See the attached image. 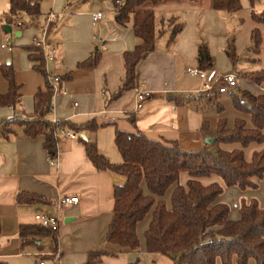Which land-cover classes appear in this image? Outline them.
<instances>
[{"label": "crops", "instance_id": "1", "mask_svg": "<svg viewBox=\"0 0 264 264\" xmlns=\"http://www.w3.org/2000/svg\"><path fill=\"white\" fill-rule=\"evenodd\" d=\"M240 4V10L227 13L214 10L212 0L145 3L142 8L155 14L158 32L155 49L144 54L136 65L133 88L116 95L125 79L123 54L132 51L139 41L131 23L125 26L116 23L114 0H42L37 17L19 14L11 25L4 21L8 0H0V65L12 66L20 95V104L15 109L0 108V122L12 116L20 119L34 116V95L45 92L48 86L43 65L36 70L39 63L29 59L30 53L25 47L45 32L46 42L57 51L48 71L62 78L66 90V95L51 96L52 111L45 118L49 122L56 119L77 126L91 121L103 125L95 133L81 135L85 137L83 141L94 142L98 152L110 163L122 162L114 146L116 131L140 132L151 140L174 141L188 152H198L208 146L211 150L240 149L238 144L213 147L205 143V139L216 140L221 119L226 120L228 129L233 128L237 119L244 120L246 127L251 128L250 117L234 108L233 98H239L243 91L264 93V84L257 88L244 78L246 74L264 71V24L252 21L249 0H240ZM95 13H102L103 17L94 23ZM50 15L54 21L48 22ZM171 20L174 25L182 24L183 29L168 44ZM6 25L11 29L9 33L3 30ZM254 29L261 36L258 58L239 62V72H229V68L220 65L221 55L228 49L229 60L235 62L236 54L251 44ZM5 41L7 45L3 44ZM202 44L212 59L209 68L196 61ZM93 54L99 56L94 68H77L78 63ZM188 68L203 70L211 80L233 74L237 87L227 96L209 93L199 96L202 81L188 75ZM0 77V95H4L7 83L1 73ZM136 88L151 93L140 109H136ZM176 96L187 103L172 102L170 98ZM13 130L8 139L0 138V264H86L89 254L96 252L104 253L96 264H172L162 255L146 252L144 232L151 221L150 214L136 227L138 251L121 250L105 242L112 218L114 187L123 185L125 178L109 171H97L77 135L75 140L57 138V165L51 166L42 147L43 137L30 139L22 128ZM255 144L243 149L247 162L255 152L264 150V143L259 150ZM201 183L221 184L214 176ZM19 192L38 195L43 201L17 204ZM263 194L260 187L255 191H235L231 197L238 201L234 205L237 215L232 221L239 219L241 199L258 201ZM170 195L168 191L164 198L167 206ZM61 197H77L78 202L57 212L55 203ZM39 214L58 215V232L22 236L20 226H37L35 216Z\"/></svg>", "mask_w": 264, "mask_h": 264}, {"label": "trees", "instance_id": "2", "mask_svg": "<svg viewBox=\"0 0 264 264\" xmlns=\"http://www.w3.org/2000/svg\"><path fill=\"white\" fill-rule=\"evenodd\" d=\"M41 1L8 0L5 23L15 24L19 14L37 17ZM118 1L114 0L115 21L119 26L131 23L139 43L132 51L123 54L125 79L116 95L133 88L136 65L144 54L155 49L158 36L155 14L142 6L145 3L156 5L163 0H122L121 4ZM254 2L249 0L250 6ZM212 6L216 11L227 13L241 9L240 0H212ZM251 18L256 24H264V10L252 11ZM169 25H172V29L168 44L183 29L182 24L174 25L173 20ZM251 41L253 52L257 54L261 45L257 29L252 31ZM25 50L30 53L32 62L39 63L35 66L39 70L42 63L38 50L31 45ZM98 61V54H93L78 63L77 68H94ZM197 61L206 68L212 64L203 44L198 47ZM0 73L7 83V92L0 95V108L15 109L20 104V95L12 66L0 65ZM244 78L251 84L260 85L264 83V71L246 74ZM209 94L218 96L214 87ZM51 96L49 87L45 92L34 95V116L31 119L13 117L0 122V138L8 139L16 127L22 128L23 134L30 139L43 137L42 147L50 160L56 158L55 134L62 128L78 136L77 139L84 144L86 157L97 171H109L124 177V184L114 187L112 218L105 236L106 243L121 250L138 251L140 243L136 227L150 214L151 221L144 232L148 254L170 257L172 264H248L250 260L254 264H264V207L256 199H241L239 219L232 221L228 206L218 201L227 188L257 190L264 177V150L255 152L250 162L244 159L243 153V149L250 144L264 143V95L255 96L243 91L241 97L233 98L234 108L250 117L251 128H247L242 119H237L231 129L227 128L225 119L218 123L212 146L238 144L240 149L211 150L208 146L198 152H188L174 141L151 140L140 132L116 131L114 146L122 158L120 164L110 163L98 152L94 142L80 138L85 132L95 133L103 125L98 126L94 121L80 126L63 121L51 124L45 118ZM199 96H202L201 93ZM240 99L244 100L243 105L239 103ZM170 100L176 104L187 103L180 101V96ZM130 122L133 124V118H130ZM181 173L189 176L185 186L178 182ZM211 176L219 177L221 184L205 186L199 180ZM168 191H171L169 206L164 199ZM42 201L35 194L19 192L16 195L17 204ZM48 233L49 230L40 225L20 226L22 236ZM103 255V252L90 253L86 264H96Z\"/></svg>", "mask_w": 264, "mask_h": 264}, {"label": "built area", "instance_id": "3", "mask_svg": "<svg viewBox=\"0 0 264 264\" xmlns=\"http://www.w3.org/2000/svg\"><path fill=\"white\" fill-rule=\"evenodd\" d=\"M122 0L118 1V4H121ZM102 13H95L92 16L93 22H98L102 19ZM48 22L54 21V16L50 15L47 19ZM31 45L38 50V54L41 57L40 63H42L44 67L45 80L47 86L50 88L52 95L63 94L66 95V90L63 88V81L60 76H56L51 74L48 71V65L53 63L57 57V51L54 46H51L46 42L45 32L41 33L40 37H34L31 41ZM3 47V46H2ZM187 73L190 76L198 77L202 81L201 94L209 93L214 85L217 86V94L222 96H227L235 91L237 87V79L233 74H227L223 76H218L214 80L207 78L206 73L201 69L196 68H188ZM135 101H136V109H140L145 101H147L151 97V93L149 91L143 90L141 88H136L134 91ZM241 105L244 104V100L240 99L239 102ZM75 106V105H74ZM52 111V107H49V112ZM10 117L9 119H12ZM59 121L56 119H52L50 121L51 124L55 125ZM56 139L59 137H67L71 140H75L77 136L65 129L59 128L55 134ZM49 163L51 166L57 165V160L50 159ZM78 202L77 197H61L55 203V209L57 212L61 211L64 207L76 204ZM35 220L38 225L45 227L49 230L51 234H56L59 228V217L58 215H50V214H39L35 216ZM39 264H44L40 262Z\"/></svg>", "mask_w": 264, "mask_h": 264}, {"label": "rangeland", "instance_id": "4", "mask_svg": "<svg viewBox=\"0 0 264 264\" xmlns=\"http://www.w3.org/2000/svg\"><path fill=\"white\" fill-rule=\"evenodd\" d=\"M251 8L255 12H261V11H263L264 10V0H255L254 5L251 6ZM3 44L7 45V42L5 41ZM251 45H252V47H251ZM252 48H253V44H252V41H251V44L249 45L248 49H244L242 52H239V53L236 54V57H237L236 59L237 60L235 62H233V63L228 58L227 53L229 51L227 49V53H224L223 55H221L220 65L223 66V67L229 68V72H234V73H235V71L236 72H239L238 71L239 68H240L239 67V62H245L248 59H257L258 58L257 54H255L254 52H252ZM196 61H197V57H196ZM254 61H256V60H254ZM197 63H198V61H197ZM257 72H259V71H257ZM1 79L2 78L0 77V81H1ZM263 84L264 83H262L260 85H255V84H252V85L254 87L260 88V87H262ZM241 95H242V92L240 94V97H241ZM252 95L257 96V94H252ZM258 95H264V93H261V94H258ZM263 134H264V132H263ZM255 145H256V148H257L256 150H259V148H261L260 145H262V144H255ZM214 178L216 179L217 182H220L221 183V180H220L219 177L214 176ZM188 179H189V176L186 173H181L180 176H179L178 182H179L180 185H182V183H184L185 180H188ZM208 179H210V177L200 178L199 180L205 184ZM212 182H214V181H212ZM259 187H260V189L264 190V177L261 180V182H259ZM225 190H224V193L218 198V201L220 203L226 204L228 206L229 213H230L229 214V218H230V220H232L234 218V215H235V217L237 215V210L234 207V205L236 204L235 202H238V201H236L235 198L232 199L231 196L235 194V191H238L239 192L240 190L238 188H234L233 190H232V188L231 189H228L226 191ZM257 190H259V188ZM247 191H249V190H247ZM241 192H245V191H241ZM226 196H229V200H228V198ZM258 202H259V205L260 206H263V204H264V194H263L262 198H260L258 200ZM152 255H154V254H152ZM158 256H161V255H158ZM164 257L167 258V259H169L171 261V263H173V261H172V259L170 257H167V256H164ZM248 264H254V261L253 260H250L248 262Z\"/></svg>", "mask_w": 264, "mask_h": 264}, {"label": "water", "instance_id": "5", "mask_svg": "<svg viewBox=\"0 0 264 264\" xmlns=\"http://www.w3.org/2000/svg\"><path fill=\"white\" fill-rule=\"evenodd\" d=\"M3 30L5 33H9L11 29L9 26L6 25L3 27ZM80 138L85 140V137L83 135H80ZM214 142H215V139H205L206 144L212 145Z\"/></svg>", "mask_w": 264, "mask_h": 264}]
</instances>
